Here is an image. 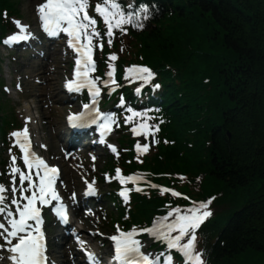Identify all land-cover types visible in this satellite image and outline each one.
<instances>
[{
	"label": "snow or ice",
	"instance_id": "6c2138e0",
	"mask_svg": "<svg viewBox=\"0 0 264 264\" xmlns=\"http://www.w3.org/2000/svg\"><path fill=\"white\" fill-rule=\"evenodd\" d=\"M94 11V15L90 14ZM36 16L39 26L44 34L51 38H58L61 34L66 37V48L73 53L74 70L72 78H65L64 88L68 93H82L87 90L90 102L83 104V110L67 115V123L73 128H87L95 126L99 133V143L105 144L106 135L117 123L116 114L102 112L97 107L102 88L109 89L111 95L120 84L114 79L115 67L112 62L118 59L116 54L108 57V71L106 79L91 74L97 69L93 59L94 50H103V40L111 47L116 32L126 34L128 27L142 30L155 15V8L150 4L136 3L135 0L127 5L120 0H42L36 5ZM6 16V14H5ZM98 19L102 20L104 31L98 27ZM17 32L3 40L6 46L15 43L31 42L35 39L30 26L19 20H14ZM42 55V53H41ZM155 73L147 66L131 65L125 68L123 79L128 83L140 82L135 88V93L140 95L142 89L151 84ZM19 88V84L17 85ZM153 90L159 89V83L152 84ZM118 107L126 113L123 123L131 125V132L135 136L145 139L152 135L157 126L148 123L150 117L146 111H136L127 107L123 97L120 98ZM29 117L24 118L25 126L21 130L10 133L13 138L12 147H16L21 154L19 157L9 148L10 163L7 165V175L12 186L7 187L0 183V264H52L47 255L46 233L44 231L43 210L48 207L61 222L67 224L69 214L59 191L57 181L59 168L50 165L32 150L31 138L28 129ZM163 121H161L162 123ZM95 142V141H94ZM148 143L136 144L137 150L147 151ZM42 147H45L42 145ZM113 153L117 148L108 144ZM22 160L23 167L17 164V159ZM95 160V157H92ZM115 178L121 185L131 181L136 183L141 177L121 174L117 168ZM18 178V185L16 180ZM84 183L87 185L84 196H95V181ZM155 188L156 185H151ZM137 191L141 189L137 188ZM169 191L161 189V192ZM128 190L124 189L119 195L128 202ZM10 193V195H9ZM173 196L180 195L173 191ZM70 199L76 203V193ZM215 197L205 202H192L190 207L181 209L172 208L166 215L153 221L151 227L137 228L133 226L125 231L118 225L115 234L108 239L112 242L114 251L113 260L116 264H174L172 252L178 253L183 264H205L202 251H197V230L201 224L212 215L209 205ZM147 233L155 241L165 245L164 251L159 254L145 253V245L138 237ZM83 249L84 241L78 239ZM88 264H99V260L90 252H85Z\"/></svg>",
	"mask_w": 264,
	"mask_h": 264
},
{
	"label": "trees",
	"instance_id": "16d2710c",
	"mask_svg": "<svg viewBox=\"0 0 264 264\" xmlns=\"http://www.w3.org/2000/svg\"><path fill=\"white\" fill-rule=\"evenodd\" d=\"M188 2L195 9L189 13V29L185 31V17L166 39L151 36L147 41L177 64L182 63V46L197 50L198 61L190 60L187 68L188 88L193 90L188 100L207 106L210 118L191 149L166 150L165 156L170 158L166 164L180 173H204L205 195L222 191L227 197L232 195L229 201L235 196L242 200L239 212L223 218L226 222L214 249L215 259L231 263L241 255L264 256V0ZM204 80H208L209 90L203 86ZM198 91L201 97H197ZM179 105L174 107L175 113ZM183 112L179 108L175 122L183 118ZM199 112L189 110L179 131H185ZM146 206L150 214L153 205ZM222 225L215 222L210 232H218Z\"/></svg>",
	"mask_w": 264,
	"mask_h": 264
},
{
	"label": "rangeland",
	"instance_id": "374dc122",
	"mask_svg": "<svg viewBox=\"0 0 264 264\" xmlns=\"http://www.w3.org/2000/svg\"><path fill=\"white\" fill-rule=\"evenodd\" d=\"M19 8H20V13L24 17V19H27L28 21L31 22L33 20L32 2L30 0H27V1L20 0ZM52 59H54V58L51 57V60ZM24 61H25V63H28V59H25ZM6 62L7 61H5V63ZM5 63L1 61V66L3 67L4 72L5 71L6 72L7 71L10 72V78L12 79V82H11L12 84H13V82H15V83L19 82L20 83V81H18L17 79H15L16 76L19 77V76H23V75H27L28 74V72H27L28 70L26 68H23L22 65H21V62H18V60H16V63H14L12 61L11 57H10L9 58L8 65H6ZM14 67H15V71H13L14 70ZM22 85H23V87L26 86L25 84H22ZM53 95L56 97V99H60L61 98L60 85L57 83V81H56V87L53 90ZM24 98L25 97H18V100L15 103H13V101H12V103L14 104V106L15 105L16 106H22L24 104L23 103V99ZM41 98H43V97H38L37 100H40ZM31 101H32V98H30V100L28 102L29 105H30ZM59 104H63V103H59ZM23 106L27 107V105H23ZM14 109H15V107H14ZM39 114H41V111H38V113H35V115H37V116ZM47 114H48V112H47ZM53 118H55V116ZM55 119H56V121H59V118L58 117H56ZM40 136H42V138H44L45 141H47L49 143L53 139L52 138V132H50V131H47L46 133H43V135H40ZM40 148H41V150H43V152H46L45 147H42L41 146ZM49 152H52V150H50ZM43 154H45V153H43ZM46 154H49V153H46Z\"/></svg>",
	"mask_w": 264,
	"mask_h": 264
},
{
	"label": "bare ground",
	"instance_id": "6f19581e",
	"mask_svg": "<svg viewBox=\"0 0 264 264\" xmlns=\"http://www.w3.org/2000/svg\"><path fill=\"white\" fill-rule=\"evenodd\" d=\"M40 70H41V68H39V67H33V68L31 69V78H32L33 80H39V79H41L43 76L45 77V75L48 73V69H47V68L44 69V73H43V74L40 73ZM45 78H46V77H45ZM44 84H45V83H44ZM44 84H43V85H44ZM46 85H48V84H46ZM35 109H37V108L35 107ZM55 139H56L57 141H59V140H60V135L56 136ZM186 180H187V179L185 178V179H183L182 181H186ZM64 253H65V251H62V252H60V253L54 252L55 255H57V254L64 255Z\"/></svg>",
	"mask_w": 264,
	"mask_h": 264
}]
</instances>
